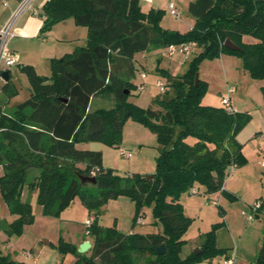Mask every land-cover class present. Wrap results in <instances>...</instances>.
Returning a JSON list of instances; mask_svg holds the SVG:
<instances>
[{"label":"trees","instance_id":"1","mask_svg":"<svg viewBox=\"0 0 264 264\" xmlns=\"http://www.w3.org/2000/svg\"><path fill=\"white\" fill-rule=\"evenodd\" d=\"M195 19L186 34L164 30L160 11H141L139 0H48L42 8L40 36L64 20L72 19L87 30L86 44L72 53L51 60V75L40 76L33 67L18 64L27 78L30 96L13 107L8 115L0 106V196L12 215L7 236L19 235L33 221L28 202L20 199L27 184L37 191L44 215L59 216L78 198L94 219L85 226L92 240L90 256L60 241L59 254H75L81 264H135L132 253L153 255L149 264H211L214 256L227 257V249L215 245V228L200 247L182 257L184 235L190 218L183 212L181 195L201 187L205 195L226 194L227 170L242 163L241 145L236 136L247 115L227 114L222 107L202 103L205 83L194 79L203 59L222 54L237 56L248 75L262 83L264 104V0H193L188 5ZM244 37L254 39L245 43ZM226 39L241 51L224 48ZM194 43L200 52L182 76L159 72L169 82L153 105L141 109L127 101L132 85L133 57L155 48ZM1 90L10 99L16 95L10 77ZM126 91L128 92L126 94ZM112 95L111 109L88 112L90 100ZM126 119L141 123L153 132L158 145L156 170L147 176H118L102 167L100 152L76 149L77 144L102 142L118 146ZM82 165L83 168H76ZM71 172V174H70ZM79 176L94 177L95 183H81ZM126 197L134 204L135 224L141 210L151 206L159 234H122L115 226L102 227L97 216L111 199ZM264 204L261 203V209ZM223 214L222 211H219ZM1 230V227H0ZM166 244L163 255L156 248ZM0 264H24L0 254ZM256 264H264V238Z\"/></svg>","mask_w":264,"mask_h":264},{"label":"rangeland","instance_id":"2","mask_svg":"<svg viewBox=\"0 0 264 264\" xmlns=\"http://www.w3.org/2000/svg\"><path fill=\"white\" fill-rule=\"evenodd\" d=\"M191 1L193 0H174L178 10L176 17L171 16L162 5L154 9L160 11L159 25L161 28L179 34L189 32L195 24V19L188 12V5ZM33 6L34 4H31L28 8ZM3 7L5 6L1 1L0 10ZM15 41L16 39L13 42L12 39H8L7 48L9 49V44ZM243 41L249 44L256 42L249 37L244 38ZM38 46L36 42L27 43L26 49L21 53L22 59L17 63L33 66L36 74L48 77L51 75L52 59L50 58L52 57L48 59L50 56L48 53H39ZM72 50L71 48L65 52L70 54ZM199 52V49L193 48L188 55L178 51L170 55L169 48L152 46L148 51L136 53L133 57L134 73L130 79L132 88L127 101L141 109L152 106L154 99L164 94L160 92L158 83L163 84L170 91L168 80L159 72L166 71L173 77L182 76L187 71L191 60ZM58 54L61 58L66 53L63 51ZM8 70L11 72L10 83H14L17 93L6 105L10 108L5 107L4 111L12 115L13 108L11 107L27 100L30 90L27 78L19 72L17 64L9 66ZM196 74L206 86L202 97L203 104L219 108L221 107L220 96H229L232 108L236 110V113L247 115V122L236 136L237 142L241 145L242 163L227 170L223 184L226 194L220 192L211 194L215 201H207L204 189L201 187L196 192L191 191L180 197L183 212L191 220L183 237L187 241V247L183 249L182 257L198 249L204 236L215 228L216 247H230V258L234 259V264H256L254 255L256 256L255 251L258 248V223L264 225V208L258 209L254 215L256 204L258 202L264 204V139L262 138L264 136V104L260 91L261 82L252 79L243 70L239 57L229 54H222L212 60H201ZM230 88H233L234 92L229 95ZM0 104H3L2 101ZM115 104L116 99L112 95L97 96L90 100L88 112L99 109L108 110ZM76 149L100 152L102 167L118 176H149L156 170L158 156L156 137L149 127L131 119H126L123 124L118 146L111 147L102 142H87L77 144ZM123 153H129L130 157H126ZM76 168H83V166L78 165ZM33 175L34 173L29 171L20 194L21 201L30 204L33 221L23 226L19 235L8 236V242L18 252L30 250L35 246L37 251L34 254H43L44 260L46 257L55 255V263L62 264L61 258L57 256L59 254L58 243L62 241L74 246L83 237L87 238L84 235V224L88 220L89 213L79 199L75 198L68 208L60 212L58 217L44 215L37 202V191L27 188ZM219 210H223L224 213L220 214ZM242 213L245 217L253 216V223L247 224ZM2 215L6 218L5 223L7 224L17 219L16 215L7 212L0 196V216ZM141 215V224L138 222L133 224L134 204L126 197H118L109 200L100 209L97 220L100 226H115L116 230L122 234L145 235L161 232V224L153 220L151 206L143 207ZM2 230H0V248L7 237ZM88 241L92 243L90 238ZM237 248H239L238 251ZM83 254L89 257L90 249ZM130 257L135 264H149L154 259L153 255L148 252H135L130 254ZM74 258H77L75 254L67 252L64 264H70L71 259ZM224 258L225 256L217 255L210 262L211 264H222ZM28 264L32 262L29 261Z\"/></svg>","mask_w":264,"mask_h":264},{"label":"crops","instance_id":"3","mask_svg":"<svg viewBox=\"0 0 264 264\" xmlns=\"http://www.w3.org/2000/svg\"><path fill=\"white\" fill-rule=\"evenodd\" d=\"M3 1L6 3L0 10V29L4 27L11 19H13L14 15L18 12V9L20 5L25 0H0V2ZM48 0H30L27 7L22 9L18 12L15 20L13 21L12 30H14V37L11 38L12 42L16 39V41L12 44H9L10 51L15 55L16 58V64L22 59V51L26 49L27 43L36 42L38 43V50L39 53H48V59L49 57H52L50 59H58L60 58L58 53H64L67 54L65 51H69V49H73L72 52L76 48L83 47L86 43V36H87V30L84 27H78L74 24V21L72 19L64 20L56 25H54L50 32H48L45 36H40V28L43 23L42 18V8L44 4ZM168 0H139V5L141 8V11L143 13H147L150 10H154L159 6H163L166 9ZM31 4H34L33 7L28 8ZM36 13V14H35ZM247 38V37H244ZM41 39V40H40ZM66 47V49H65ZM71 52V53H72ZM70 53V52H68ZM64 54V55H66ZM26 65V64H22ZM4 66V67H3ZM3 67V69H1ZM33 67V66H32ZM9 66L5 63L0 64V72L8 71L10 77V71L8 70ZM36 72V71H35ZM8 81V80H7ZM6 81H3L0 78V101H2L3 104H0V106L3 107V109L10 108L6 106L8 103H10V99L7 97V93H4L1 88L4 85ZM11 84V83H10ZM262 85V83H261ZM260 85V87H261ZM11 88L14 91L15 85L12 82ZM16 91V90H15ZM206 105V104H204ZM15 106V105H13ZM13 106L11 108H13ZM207 106V105H206ZM232 106V105H231ZM236 112V110H234ZM264 139V136L262 137ZM235 168V167H231ZM224 187V186H223ZM224 189V188H223ZM197 191V190H196ZM225 191V190H224ZM207 201H215L214 197L211 195H206ZM181 202V201H180ZM6 206V205H5ZM103 208V207H102ZM6 210L8 211V208L6 206ZM222 211L223 210H219ZM224 213V212H223ZM16 219V218H15ZM15 219L9 221L8 224H11ZM87 219H94V216L92 214L87 215ZM6 222V218L0 216V227L3 229L2 231L5 233V227L8 225ZM141 224V223H140ZM130 234V233H128ZM6 235V233H5ZM86 236V234H84ZM87 237V236H86ZM264 238V225H261L258 223V248L255 251L256 256L254 255L255 262L257 260V255L260 250L263 238ZM262 238V240H261ZM9 237L7 236L4 239V244L0 248V254L9 256L13 261L15 262H21L24 264H28L29 261L32 262V264H56V257L55 255H51L50 257H46L44 260V255H37L34 254L37 251V248L35 246L31 247L30 250L18 252L16 249L12 248L8 242ZM88 237L84 238L77 244L74 245L77 249L79 245L83 244L85 241H88ZM92 244V243H91ZM187 247V244L184 246V248ZM183 248V249H184ZM230 247L223 248L227 249V257L229 258L231 255ZM239 248H237L238 251ZM59 258H61V263L64 264L65 262V255L58 254ZM78 258L71 259L70 264H75Z\"/></svg>","mask_w":264,"mask_h":264},{"label":"built area","instance_id":"4","mask_svg":"<svg viewBox=\"0 0 264 264\" xmlns=\"http://www.w3.org/2000/svg\"><path fill=\"white\" fill-rule=\"evenodd\" d=\"M29 1L30 0L23 1V3L20 5L18 9V12L24 9L25 7H27ZM3 5H6V3L3 2ZM166 10L171 16H174V17L178 16V10L176 8L174 0H168L167 5H166ZM18 12L14 15L11 21H9L4 27L0 29V64L5 63L7 66H12L16 64L15 55L7 48V41L8 39H11L14 37L12 26H13V21L15 20ZM193 48H196V45L194 43L183 44L180 46H171L169 47V54L171 55L175 51H178V52L184 53L185 55H188V53H190L191 49ZM157 86L160 92L165 91V86L163 84L158 83ZM233 92H234L233 88H230L228 90L229 95ZM219 103L227 114H233L235 112L231 106L229 96H220ZM123 154H125L126 157H130L129 153H123ZM260 208H261V203L258 202V204H256L255 209H254V215L256 214L257 210ZM242 216L245 217V214L242 213ZM92 221L93 219H88L85 223V226L91 225ZM245 221L247 224H251L253 223L254 218L253 216H246ZM137 222L141 223V218H139ZM222 264H234V259L230 257L229 258L225 257Z\"/></svg>","mask_w":264,"mask_h":264},{"label":"water","instance_id":"5","mask_svg":"<svg viewBox=\"0 0 264 264\" xmlns=\"http://www.w3.org/2000/svg\"><path fill=\"white\" fill-rule=\"evenodd\" d=\"M223 46L224 48L230 50V51H241V49L235 45L231 40L229 39H226L223 43ZM8 75H9V72L8 71H3V72H0V78L3 80V81H6L8 80ZM198 80H199V77L198 75L196 74L195 75V79H194V82H195V85H197L198 83ZM128 92L126 91V94ZM152 175H149L147 176V178H151ZM79 179L81 181V183H95V178L94 177H84V176H79ZM45 244H48L47 242H45ZM92 248V244L89 242V241H85L83 244H81V246L79 247L78 249V253L79 254H83L85 253L86 251H88L89 249ZM165 250H166V244H162L160 247L156 248L155 250V253L157 255H163L165 253Z\"/></svg>","mask_w":264,"mask_h":264}]
</instances>
